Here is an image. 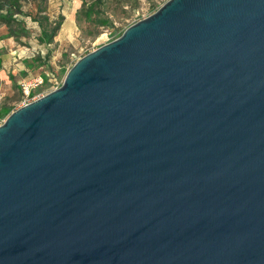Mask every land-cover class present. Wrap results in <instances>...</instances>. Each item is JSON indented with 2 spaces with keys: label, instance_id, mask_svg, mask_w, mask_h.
I'll use <instances>...</instances> for the list:
<instances>
[{
  "label": "water",
  "instance_id": "1",
  "mask_svg": "<svg viewBox=\"0 0 264 264\" xmlns=\"http://www.w3.org/2000/svg\"><path fill=\"white\" fill-rule=\"evenodd\" d=\"M0 264H264V0H169L13 111Z\"/></svg>",
  "mask_w": 264,
  "mask_h": 264
},
{
  "label": "rangeland",
  "instance_id": "2",
  "mask_svg": "<svg viewBox=\"0 0 264 264\" xmlns=\"http://www.w3.org/2000/svg\"><path fill=\"white\" fill-rule=\"evenodd\" d=\"M96 1L100 3L95 8L97 14H92L90 18L85 17L86 9ZM167 1L169 0H77L80 6L77 13L78 37L75 41H64L52 45L53 50L49 56L54 63L46 64L38 69L44 83L40 88L34 89L33 93H47L59 88L77 58H82L119 38L128 27L149 17ZM22 6L23 14L16 17L23 20L24 24L19 30L21 36L14 38L21 46L30 41L40 44L41 32L38 23L34 20L48 17L52 27L58 24L61 18L60 8L64 6L63 0H22ZM61 23L64 22L61 20ZM5 27L9 32V27L7 25ZM16 27L17 25L14 26ZM19 80L20 83L23 78ZM19 83L14 79L11 86L6 88L0 86V120L2 121L6 120L15 109H19L23 102V93L19 88L23 82Z\"/></svg>",
  "mask_w": 264,
  "mask_h": 264
},
{
  "label": "crops",
  "instance_id": "3",
  "mask_svg": "<svg viewBox=\"0 0 264 264\" xmlns=\"http://www.w3.org/2000/svg\"><path fill=\"white\" fill-rule=\"evenodd\" d=\"M20 3L22 5V0H20ZM72 3L73 7L71 8ZM77 3V0H69V2L63 0L64 6L60 8L61 11L59 14H61V18L59 21L62 20L64 23L61 24L58 32L59 34L57 33L58 36H55L52 43L42 41L40 44H35L34 41H30L24 43L23 46L18 45L17 37L14 38L10 30L9 32L7 31L6 25L0 22V86L4 88L9 87L12 85L14 79L19 83L20 78H23L21 82H27L37 77L43 79L42 74L38 73V69L46 64L49 65L54 63V61L50 60L51 57L49 56L53 50L52 45L63 43L64 41H75L78 37L77 13L80 6ZM38 27L41 32L39 34L41 37L42 29L39 23ZM21 82L19 84H21ZM19 84L17 85L19 86ZM19 88L21 89V86Z\"/></svg>",
  "mask_w": 264,
  "mask_h": 264
},
{
  "label": "trees",
  "instance_id": "4",
  "mask_svg": "<svg viewBox=\"0 0 264 264\" xmlns=\"http://www.w3.org/2000/svg\"><path fill=\"white\" fill-rule=\"evenodd\" d=\"M96 1L94 4L89 6L84 12V16L90 18L92 14H97L95 8L100 4ZM86 5V2H84ZM23 9L20 0H0V22L7 25L10 29L11 35L14 37H20L21 33L19 30L22 28L24 21L18 19L16 15H22ZM42 29V35L40 41L52 43L55 36L60 30L61 21L55 26H51L48 18L36 19ZM17 25L16 28L14 26Z\"/></svg>",
  "mask_w": 264,
  "mask_h": 264
},
{
  "label": "built area",
  "instance_id": "5",
  "mask_svg": "<svg viewBox=\"0 0 264 264\" xmlns=\"http://www.w3.org/2000/svg\"><path fill=\"white\" fill-rule=\"evenodd\" d=\"M115 40V39H114ZM109 42V41H108ZM110 43V42H109ZM81 59V58H77L76 62ZM44 83V80L41 77H37L33 80L27 81V82H23L21 84V91L23 93V102L21 103L19 108H22L34 101L39 100L40 98L44 97L45 95H47L49 92L47 93H33L34 89L40 88L42 86V84ZM56 90V89H55ZM54 91V90H53ZM17 110V109H16ZM5 121V120H4ZM4 121L0 120V126H2V124L4 123Z\"/></svg>",
  "mask_w": 264,
  "mask_h": 264
}]
</instances>
